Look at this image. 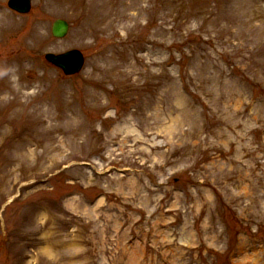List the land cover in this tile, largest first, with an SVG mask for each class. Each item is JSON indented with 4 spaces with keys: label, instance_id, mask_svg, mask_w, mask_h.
I'll list each match as a JSON object with an SVG mask.
<instances>
[{
    "label": "rangeland",
    "instance_id": "obj_1",
    "mask_svg": "<svg viewBox=\"0 0 264 264\" xmlns=\"http://www.w3.org/2000/svg\"><path fill=\"white\" fill-rule=\"evenodd\" d=\"M7 3L0 264H264V0Z\"/></svg>",
    "mask_w": 264,
    "mask_h": 264
},
{
    "label": "water",
    "instance_id": "obj_2",
    "mask_svg": "<svg viewBox=\"0 0 264 264\" xmlns=\"http://www.w3.org/2000/svg\"><path fill=\"white\" fill-rule=\"evenodd\" d=\"M9 6L21 13H27L30 10V0H12ZM68 32L69 24L64 20H57L52 26V34L56 38H64ZM46 59L68 76L80 72L84 64V57L77 50L62 55L48 54Z\"/></svg>",
    "mask_w": 264,
    "mask_h": 264
}]
</instances>
